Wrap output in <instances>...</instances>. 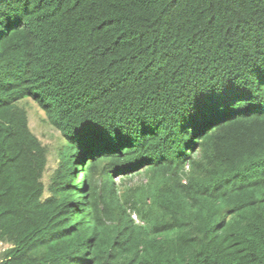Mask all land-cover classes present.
Instances as JSON below:
<instances>
[{"label": "trees", "instance_id": "1", "mask_svg": "<svg viewBox=\"0 0 264 264\" xmlns=\"http://www.w3.org/2000/svg\"><path fill=\"white\" fill-rule=\"evenodd\" d=\"M30 97L64 143L46 183ZM0 243L264 264V0H0Z\"/></svg>", "mask_w": 264, "mask_h": 264}, {"label": "rangeland", "instance_id": "2", "mask_svg": "<svg viewBox=\"0 0 264 264\" xmlns=\"http://www.w3.org/2000/svg\"><path fill=\"white\" fill-rule=\"evenodd\" d=\"M19 104L25 107L28 113V123L31 131L40 139L43 145L47 147V163L43 173V182L46 183L50 179L51 174L56 168L57 154L60 145H64L59 132L54 129L46 120L43 111L30 98H23ZM119 177H115L114 181L119 184ZM142 180V176H137L134 181L138 183ZM145 181V177L143 180ZM5 248V245L0 243V251Z\"/></svg>", "mask_w": 264, "mask_h": 264}, {"label": "clouds", "instance_id": "3", "mask_svg": "<svg viewBox=\"0 0 264 264\" xmlns=\"http://www.w3.org/2000/svg\"><path fill=\"white\" fill-rule=\"evenodd\" d=\"M135 217V216H134Z\"/></svg>", "mask_w": 264, "mask_h": 264}]
</instances>
